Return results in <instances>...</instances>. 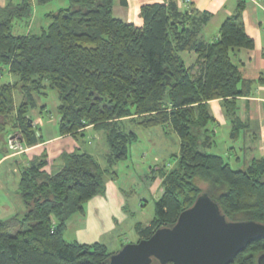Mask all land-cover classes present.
Returning a JSON list of instances; mask_svg holds the SVG:
<instances>
[{
  "label": "trees",
  "instance_id": "trees-1",
  "mask_svg": "<svg viewBox=\"0 0 264 264\" xmlns=\"http://www.w3.org/2000/svg\"><path fill=\"white\" fill-rule=\"evenodd\" d=\"M51 1L0 5V66L16 77L0 84V116L12 117L20 138L35 145L39 138L28 115L36 95L53 89L60 99L59 133L76 136L92 125L104 132L110 152L106 167L94 155L75 151L63 156V168L53 175L43 170L46 158L23 171L19 194L26 209L20 220L0 218V264H109L115 251L107 244L68 241L65 231L72 215L85 213L86 203L106 192V177L139 140L128 122L145 129L171 126L181 140L174 164L153 170L163 192L153 220L135 224L140 239L172 226L202 193L217 201L229 220L264 223V157L234 169L224 156L199 149L215 122L211 100L222 101L234 141L246 127L237 116V99L250 93L253 81L231 57L236 48L255 47L243 19L246 0H238L215 42L201 38L212 13L191 2L181 10L176 0L144 4L142 26L117 18L114 0H68L69 6L45 15L48 25L39 32H16L30 22L35 3ZM183 52H194L196 62L188 65ZM259 82L264 84V75ZM16 92L22 95L19 105ZM15 222L22 227L12 234ZM262 253L264 237L236 262L258 264Z\"/></svg>",
  "mask_w": 264,
  "mask_h": 264
},
{
  "label": "crops",
  "instance_id": "crops-1",
  "mask_svg": "<svg viewBox=\"0 0 264 264\" xmlns=\"http://www.w3.org/2000/svg\"><path fill=\"white\" fill-rule=\"evenodd\" d=\"M10 0H0V5L5 6ZM19 3L21 0H12ZM53 0L47 4L53 3ZM63 1V0H61ZM114 15L127 23H134L137 26L143 25V18L140 15V9L144 4L155 2H168L169 0H114ZM181 10L189 8L191 2L198 10L210 11L211 19L204 26L201 38L207 42H215L220 36V27L223 21L236 12L238 0H176ZM64 4L63 2H61ZM45 4V5H47ZM34 14L28 24L19 25L16 30L20 33L39 32L48 25L45 15L54 11H45L43 17L37 24L38 18ZM59 6V5H58ZM67 7V6H65ZM58 8V7H57ZM63 8V7H59ZM57 10V9H56ZM243 19L247 33L254 39V48H236L232 54L233 62L238 65L243 76L253 81L251 91L248 95L241 96L237 99V116L246 124L245 129L240 133L237 140L241 143L240 151L258 149L260 157H264V84L259 82L261 75H264V0H246V7L243 12ZM187 53L184 58L188 65L196 62V54L194 52ZM10 73V72H9ZM48 89L43 91V95H47ZM20 102L22 95H20ZM16 102V98H15ZM37 102V100H36ZM19 105L20 103H17ZM210 111L215 117V122L209 124V133L207 146L213 145L214 138L217 137L221 129L228 127L231 134V121L226 116L222 101L214 99L209 102ZM48 110L45 103H37L36 107L30 110L29 117L32 125L37 131L38 143L35 145H27L21 138L19 140L20 147L12 148L8 146L4 149L3 155L0 157V166L6 160H14L12 172L14 173V181L9 183L0 180V218L4 220L21 219L25 212L26 206L19 194V184L22 173L27 169L34 160L46 158L47 163L43 170L53 175L61 170L64 166V155L75 151L88 152L95 156L99 163L107 166V156L110 148L102 154L99 148L100 138L98 132L92 125L85 130L79 132L76 136L71 134H60L58 130V116L49 118L44 116V112ZM12 133L20 135V131L13 128ZM9 132V133H10ZM8 133V134H9ZM206 134H204V137ZM94 137L96 139H94ZM100 138V139H99ZM99 139V140H98ZM233 140V139H232ZM236 141V142H237ZM237 142V143H238ZM101 158L103 161H101ZM240 160V157L237 156ZM251 159V161H252ZM250 161V162H251ZM250 164V163H249ZM115 173L106 177V192L90 199L85 205V213H75L67 221L65 237L68 241H78L80 243L92 244L103 242L108 245L109 238L117 235L121 231L129 217L128 200L126 198L125 187L121 186L118 181V174ZM154 169H152L153 171ZM138 222V221H137ZM142 222V221H141ZM136 224V223H135ZM109 247V246H108Z\"/></svg>",
  "mask_w": 264,
  "mask_h": 264
},
{
  "label": "rangeland",
  "instance_id": "rangeland-1",
  "mask_svg": "<svg viewBox=\"0 0 264 264\" xmlns=\"http://www.w3.org/2000/svg\"><path fill=\"white\" fill-rule=\"evenodd\" d=\"M69 4L68 0H56L47 5H37L35 9V14L38 18L37 24L40 22V19H45L43 17L45 11L56 10L60 6L65 7L69 6ZM182 55L184 58L187 57V53H182ZM15 79L16 77L9 73L8 67L0 66V84L12 82ZM20 95L19 92L15 94L17 103H20ZM36 100L37 103H45L48 106V110L44 112L45 117L49 116V118H52L58 116L60 118L57 110L60 99L56 90L48 89L46 96L43 94L36 95ZM127 126L129 130L136 131L139 140L130 144L128 158L120 161L115 167L118 181L126 190L129 211V217L124 225L121 226V231L117 235L111 236L107 242L109 249L115 252L121 249L124 244L137 242L140 239V235L135 229L137 221H142L145 225H148L155 217L156 201L161 197L163 189L158 172H153L152 169H157L159 166L170 168L174 164V154H179L181 148L180 137L171 126L145 129L132 122H128ZM13 128L14 121L12 117L5 119L3 116H0V157L3 155L4 149L10 146L7 135ZM102 133V137L100 133H97V135L102 138V141L99 138L100 143L98 142V144L102 154H104L105 148L109 149V145L104 132ZM20 137L18 135V139ZM94 139L96 138L94 137ZM205 139L203 136L199 149L224 156L234 169L246 168L252 156L260 157V152L257 148L251 151H240L242 145L238 141L237 143L232 140L228 127L218 132L217 137L214 138L215 142L213 145L207 146L206 144L210 143V141L207 140L204 143ZM237 156L240 157V160ZM101 161H103L102 158ZM11 164H14V160L8 159L0 166V180L9 183L14 181ZM16 222L10 228L12 234H15L22 227Z\"/></svg>",
  "mask_w": 264,
  "mask_h": 264
},
{
  "label": "water",
  "instance_id": "water-1",
  "mask_svg": "<svg viewBox=\"0 0 264 264\" xmlns=\"http://www.w3.org/2000/svg\"><path fill=\"white\" fill-rule=\"evenodd\" d=\"M264 237V223L229 220L208 193L200 194L172 226L129 242L110 256L109 264H239L236 257ZM264 264V253L257 259Z\"/></svg>",
  "mask_w": 264,
  "mask_h": 264
},
{
  "label": "built area",
  "instance_id": "built-area-1",
  "mask_svg": "<svg viewBox=\"0 0 264 264\" xmlns=\"http://www.w3.org/2000/svg\"><path fill=\"white\" fill-rule=\"evenodd\" d=\"M17 136V137H16ZM21 136V135H19ZM8 143L9 145L12 147V148H17V147H20V144H19V140L20 138L18 139V134H15V133H9L8 136ZM18 139V140H17Z\"/></svg>",
  "mask_w": 264,
  "mask_h": 264
}]
</instances>
